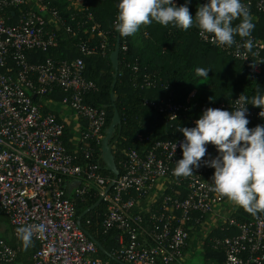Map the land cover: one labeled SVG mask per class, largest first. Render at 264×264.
I'll return each instance as SVG.
<instances>
[{
  "label": "built area",
  "instance_id": "built-area-1",
  "mask_svg": "<svg viewBox=\"0 0 264 264\" xmlns=\"http://www.w3.org/2000/svg\"><path fill=\"white\" fill-rule=\"evenodd\" d=\"M44 1L0 0V218L5 217L0 233L11 227L19 238L20 227L42 228L43 232H33L39 245L34 264H112L97 258L101 250L77 215V199L97 189L108 209L103 229L106 234L118 232L121 251L111 259L119 264H182L192 235L196 238L206 229L207 216L214 215L227 198L209 190L214 169L203 162L189 177L173 176L176 161L182 158L179 144L184 140L178 129L195 127L207 108L234 110L236 99L200 106L195 90L183 104L146 101L145 106L171 123L180 137L128 153L117 180L104 176L94 145L103 148L108 114L104 107L85 102L96 86L84 77L83 60L42 63L30 56L32 51L48 53L59 45L50 26L62 22V17ZM179 2L174 0L177 6ZM242 3L250 12L264 15V0ZM101 37L106 41L104 34ZM199 37L235 60H254L250 73L262 75L263 43L251 38L253 55L243 47L246 39L236 40L230 48H218ZM82 50L87 55L96 51ZM144 82L149 88L155 86L149 77ZM57 89L67 94L59 103L53 99ZM46 101L63 105L58 111L62 121L45 111ZM247 107L248 127L264 125L260 110ZM68 128L74 132L69 145L75 154L65 145ZM148 141L140 139L143 144ZM209 155H216L211 145L202 159ZM112 182L115 185L106 194ZM229 228H236L239 235L214 240L216 248L225 251V264H264V212L245 222L231 219ZM18 257L19 251L0 236V264H17Z\"/></svg>",
  "mask_w": 264,
  "mask_h": 264
},
{
  "label": "trees",
  "instance_id": "trees-1",
  "mask_svg": "<svg viewBox=\"0 0 264 264\" xmlns=\"http://www.w3.org/2000/svg\"><path fill=\"white\" fill-rule=\"evenodd\" d=\"M44 2L50 10L57 11L62 17V22H54L50 26L59 38V45L48 53L32 51L30 56L42 63L48 59L62 63L83 60L84 77L96 86V89L85 97V102L93 107H104L108 114L104 135L113 122L116 110L120 113L121 127L117 130L111 145L116 147L114 153L121 173L122 163L128 153L143 151L158 141H174L180 137L171 123L155 110L145 106L146 101L163 103L172 100L183 104L191 93L197 90L199 105L208 106L231 103L241 94L252 97L257 89L264 93V68L260 76L250 73L255 64L254 60L238 61L226 56L215 47L203 43L195 27L184 31L171 26L163 27L155 22L142 25L133 36L121 37L119 77L116 88L113 89L116 70L111 57L116 51L119 35L113 28V22L118 14L119 0H82L81 6H77L74 0ZM185 2L186 0H180L178 6L184 5ZM202 4L204 3L200 0H190L188 2L190 14L195 16L197 7ZM251 14L255 23L251 38L264 44V15L256 10ZM240 23V19L234 20L233 26ZM101 34H104L106 41ZM243 39L247 38L235 36V40ZM83 47L96 51L92 55H87L83 52ZM197 67L211 69L209 76L197 77L195 75ZM146 77L155 83L154 87L149 88L145 85ZM66 95L57 89L53 99L59 103ZM62 106L46 101L45 111L55 114L62 121L63 117L58 113ZM73 133V130L68 128L65 137V145L70 154H75L69 145ZM141 138L149 141L143 144L140 142ZM94 149V155L102 166L103 175L115 179L106 168L102 146L94 145ZM76 154L81 156L80 160L85 161L82 152L77 150ZM100 199V192L97 189H92L83 199H77L78 217L95 206ZM107 211V203H103L84 217L82 225L84 231L99 241L104 248L97 258L104 262L119 264L115 259H111L114 254L121 251L117 240L118 232L106 234L103 229ZM250 217L252 214L239 208L229 217L226 224L213 228L207 238L202 239L203 246L199 257L203 261L202 264H225V251L216 248L214 240H225L239 235L236 228H229V221L235 219L245 222ZM0 221L4 222L5 217L2 216ZM13 234L11 227H8L0 236L19 251L17 264H34V255L39 249L38 243L32 238L31 244L25 248L23 242ZM194 239L192 235L190 244ZM186 262L184 260L182 264H190Z\"/></svg>",
  "mask_w": 264,
  "mask_h": 264
},
{
  "label": "clouds",
  "instance_id": "clouds-1",
  "mask_svg": "<svg viewBox=\"0 0 264 264\" xmlns=\"http://www.w3.org/2000/svg\"><path fill=\"white\" fill-rule=\"evenodd\" d=\"M188 2L177 6L174 0H119L114 30L122 37L136 34L142 25L153 22L163 27L187 31L195 27L199 35L218 48L236 44L235 36L247 38L243 47L253 52L251 39L255 29L253 16L242 0H207L197 7L195 16L190 14ZM240 19L238 26L233 21ZM211 69L197 67V77H208ZM234 110L207 108L195 121V127H180L184 140L179 144L182 158L176 161L173 176L189 177L203 165L214 169L210 191L227 198L246 212L257 215L264 212V125L249 128L248 105L259 108L264 118V93L256 90L252 97L240 95ZM216 150L209 155L208 146ZM177 147V145H176ZM42 228L25 226L17 229L19 239L27 248L33 232Z\"/></svg>",
  "mask_w": 264,
  "mask_h": 264
},
{
  "label": "water",
  "instance_id": "water-1",
  "mask_svg": "<svg viewBox=\"0 0 264 264\" xmlns=\"http://www.w3.org/2000/svg\"><path fill=\"white\" fill-rule=\"evenodd\" d=\"M122 36L118 35V42H117V48L116 51L112 54L111 60L113 62L114 68L116 70V74H115V82L113 84V89L116 88L117 82H118V77H119V68H120V51H121V38ZM114 96V93H113ZM121 116L118 110H116L114 118H113V122L106 134V137L103 141V159L104 162L106 164V168L109 172H111L114 176H115V180H117L120 177V170L117 166V162H116V156L114 153V149L113 146L111 145V141L114 139L115 134L117 132V130L121 127ZM115 185V182H112L111 185L109 186L106 194L110 193L111 190L113 189ZM104 197H101V199L99 200V202L93 206L91 209L87 210L79 219V223L82 226V221L84 219L85 216H87L89 213H91L92 211L96 210L97 208H99L102 203H103ZM89 238L94 241L96 243V245L99 247L100 250L104 251L103 246L101 245V243L99 241H97L94 237H92L91 235H89Z\"/></svg>",
  "mask_w": 264,
  "mask_h": 264
},
{
  "label": "crops",
  "instance_id": "crops-1",
  "mask_svg": "<svg viewBox=\"0 0 264 264\" xmlns=\"http://www.w3.org/2000/svg\"><path fill=\"white\" fill-rule=\"evenodd\" d=\"M230 203L231 202L227 200L223 205L217 207L214 215L208 217V220L204 225L207 230L221 226L222 224H224L225 220L229 219V217L240 208L239 206H236L234 204L231 205ZM225 204L230 205L231 209L228 208ZM206 229L199 231L197 237L191 242L189 251L185 255V261H187V259H191L195 254L201 253L199 252V250H201L203 246V242H201V240L206 238V236L208 235ZM193 252H195V254H193Z\"/></svg>",
  "mask_w": 264,
  "mask_h": 264
},
{
  "label": "rangeland",
  "instance_id": "rangeland-1",
  "mask_svg": "<svg viewBox=\"0 0 264 264\" xmlns=\"http://www.w3.org/2000/svg\"><path fill=\"white\" fill-rule=\"evenodd\" d=\"M75 2V4L77 5V6H81V4H82V0H74ZM58 111H60V109L58 110ZM231 205H233L232 203H230ZM228 208H230L231 209V206L230 205H228V204H225ZM201 242H202V240H201ZM199 252H201V250H199ZM200 254L201 253H199V254H195V256H192V258L191 259H187V262L186 263H190V264H192V262H197V264H202L203 263V261L199 258L200 257Z\"/></svg>",
  "mask_w": 264,
  "mask_h": 264
}]
</instances>
